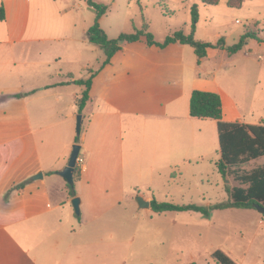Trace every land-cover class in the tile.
<instances>
[{
    "label": "rangeland",
    "instance_id": "rangeland-1",
    "mask_svg": "<svg viewBox=\"0 0 264 264\" xmlns=\"http://www.w3.org/2000/svg\"><path fill=\"white\" fill-rule=\"evenodd\" d=\"M95 1L108 6L100 25L110 39L143 29L150 32L158 43H163L168 36L180 30L190 34L192 9L197 6V41L216 45L223 38L226 46H232L247 30L258 32L259 38L264 40V0H244L241 9L230 8L229 0H220L217 6L205 5L198 0ZM95 16L87 0H30L29 34L42 40L39 45L45 47V59L35 65L24 59L18 61L15 72L20 73L22 82L27 84L30 75L58 83L64 81L68 74L81 80L98 72L86 114L98 108L124 111V106L135 96L132 93L138 90L136 85L141 84L146 92V103L157 107L163 104L170 117L178 120L181 140L178 155L175 160H170V167L156 175L152 189H139L140 193L151 197L155 192L156 198L166 197L174 204H196L208 208L230 202L231 191L241 184L233 173L225 178L218 171L221 155L216 122L192 118L190 97L195 90V81L211 82V87L217 88L224 96L225 106L232 108L231 100L237 105L244 122H263L264 42L251 39L242 51L234 55H229L226 49H209L207 57L199 60L188 45L172 44L160 49L148 46L143 39L124 44L122 51L111 60V65L100 70L107 58L105 50L91 44L87 37ZM63 91H68L67 100L63 104H53L52 120L62 121L74 97L72 93L77 91L80 94L82 87L72 84ZM25 103L19 95L2 99L0 93V112L7 111L11 124L4 123L2 113L0 131L13 133L18 130L21 119L19 107L22 106V110ZM25 110V121L20 122L25 125L24 131L34 128L37 120L43 122L44 112L41 117L33 112L27 114L28 107ZM225 110L228 114L234 112L230 108ZM79 115L82 114L71 122L77 136ZM174 150L178 151V145L170 141V153ZM160 164L165 167L168 162ZM258 167H264V159L234 169L247 173ZM129 174L132 175V171L128 166L126 178ZM126 186H131L128 180ZM137 194L133 191L130 197ZM142 213L147 212L143 210ZM168 215L170 220L175 218ZM180 215L178 231L174 235L170 225V237L163 243L154 236L142 244L132 243L131 236L123 237V257L138 250L144 254L139 264H149L147 259L152 264H219L214 254L221 251L235 264H264V215L257 210H213L209 216L181 212Z\"/></svg>",
    "mask_w": 264,
    "mask_h": 264
},
{
    "label": "crops",
    "instance_id": "crops-1",
    "mask_svg": "<svg viewBox=\"0 0 264 264\" xmlns=\"http://www.w3.org/2000/svg\"><path fill=\"white\" fill-rule=\"evenodd\" d=\"M0 6L5 9V20L0 21L1 97L19 95L26 102L22 110L19 107L20 122L25 121V107L27 114L42 117L44 112L43 122L35 121L28 131L20 122L13 133L0 131V264H139L144 254L138 250L123 257V237L131 236L132 243L142 244L154 236L163 243L170 237V225L174 235L180 226L181 212L155 213L151 208L153 200L162 203L168 198H156L155 192L148 197L139 191L152 189L156 175L176 159L181 140L178 120L170 117L163 104L146 103V92L137 84L138 90L124 111L98 108L86 114L90 98L82 112L83 130L76 143L71 122L78 115L81 93H72L62 121L52 120L51 114L53 104L66 102L68 91L63 88L75 84L74 75L68 74L58 83L30 75L24 84L15 72L18 61L24 59L31 65L42 62L45 47L39 45L41 39L29 34L30 0H0ZM194 89L219 94L211 82L197 80ZM219 95L225 121L258 124L244 122L237 105L231 100L232 108L225 106L224 96ZM226 108L234 112L228 114ZM2 113L1 119L11 126L7 111ZM170 141L178 145V151L170 153ZM75 144L81 145L80 157L85 158L74 181L76 197L81 200L80 215L71 203L75 197L59 175ZM163 162L168 164L161 166ZM128 166L132 175L126 178ZM39 174L43 177L34 179ZM133 191L138 192L134 198L130 197ZM138 197L150 206L140 207ZM168 214L175 218L170 220Z\"/></svg>",
    "mask_w": 264,
    "mask_h": 264
},
{
    "label": "trees",
    "instance_id": "trees-1",
    "mask_svg": "<svg viewBox=\"0 0 264 264\" xmlns=\"http://www.w3.org/2000/svg\"><path fill=\"white\" fill-rule=\"evenodd\" d=\"M199 2L217 6L220 0H198ZM88 6L95 12L94 25L88 30V41L91 44L102 47L105 50L106 61L101 66L103 70L111 64L113 57L120 52L123 44H133L146 40V44L150 47H158L165 49L171 44L188 45L193 48L195 55L199 60L207 57L208 49L221 48L226 49L229 55H234L243 50L249 40L255 39L264 42L259 38L258 32L247 30L240 38L239 42L226 46L225 40L220 38L219 42L214 45L209 42H201L195 39L197 24L199 21L198 7L192 9V23L190 34L183 31H177L173 35L166 38L163 43H158L154 36L146 30L135 31L131 34H121L117 39H110L107 33L101 28L100 20L108 11V6L96 2L95 0H87ZM244 0H229L228 6L232 9H241ZM5 20V9L0 6V21ZM98 72L93 73L86 80H76L75 84L83 86L84 90L77 99L78 114H82L87 103L90 101V92L94 78ZM189 112L192 118L211 119L216 122L219 152L221 159L217 165L218 171L227 178L230 173L235 175L241 186L234 187L231 191V201L227 204H219L202 207L196 204L176 205L169 202H151V208L157 213L162 212H198L205 216H209L213 210L224 209H255V205L264 206V167H258L247 173L237 172L234 168L247 165L251 162L264 158V121L258 124H245L241 122H229L223 119V104L221 96L217 93L194 90L190 97ZM80 141V136L76 138V143ZM79 167L76 166L74 173V181L79 178ZM20 186H23L21 184ZM19 186V187H20ZM71 197H76L77 193L74 186L68 185ZM256 210V209H255ZM214 258L219 264H235V262L221 251L214 254Z\"/></svg>",
    "mask_w": 264,
    "mask_h": 264
},
{
    "label": "water",
    "instance_id": "water-1",
    "mask_svg": "<svg viewBox=\"0 0 264 264\" xmlns=\"http://www.w3.org/2000/svg\"><path fill=\"white\" fill-rule=\"evenodd\" d=\"M82 121H83L82 115H79L78 118H77V131H78V134L81 133ZM80 152H81V145H79V144L73 145L72 152H71V155H70V158H69L67 166L61 172H59V175L63 179H65L67 184L70 185V186H74V173H75V169H76V166H77V159L80 156ZM42 177H43V174H39L38 176L34 177V179H40ZM71 203L73 205L75 213L77 215H80V203H81V200L78 197H75L72 200ZM138 204L142 208H148L150 206V203L149 202H145L143 200V198H141V197L138 198ZM255 209L260 214L264 215V206L256 204L255 205Z\"/></svg>",
    "mask_w": 264,
    "mask_h": 264
},
{
    "label": "built area",
    "instance_id": "built-area-1",
    "mask_svg": "<svg viewBox=\"0 0 264 264\" xmlns=\"http://www.w3.org/2000/svg\"><path fill=\"white\" fill-rule=\"evenodd\" d=\"M83 162H84L83 158L79 156L77 159V166L80 167L83 164Z\"/></svg>",
    "mask_w": 264,
    "mask_h": 264
}]
</instances>
